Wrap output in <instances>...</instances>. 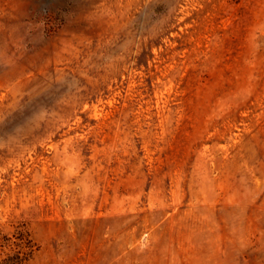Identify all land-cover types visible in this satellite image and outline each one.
Segmentation results:
<instances>
[{
  "label": "rangeland",
  "instance_id": "1",
  "mask_svg": "<svg viewBox=\"0 0 264 264\" xmlns=\"http://www.w3.org/2000/svg\"><path fill=\"white\" fill-rule=\"evenodd\" d=\"M0 264H264V0H0Z\"/></svg>",
  "mask_w": 264,
  "mask_h": 264
}]
</instances>
